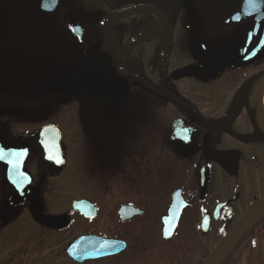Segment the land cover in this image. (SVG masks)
I'll use <instances>...</instances> for the list:
<instances>
[{
    "label": "flooded vegetation",
    "instance_id": "obj_1",
    "mask_svg": "<svg viewBox=\"0 0 264 264\" xmlns=\"http://www.w3.org/2000/svg\"><path fill=\"white\" fill-rule=\"evenodd\" d=\"M230 6L232 16L224 20L218 0H58L62 28L75 47V75L84 73L81 109L90 110L96 133L85 132L83 114L77 119L82 135L62 133L65 162L58 172L41 163L47 146L31 144L38 129L16 139L0 120V158L5 146L27 145L19 164L27 184L21 193L16 186V197L0 165V264H202L264 200V110L258 102L264 82L255 79L264 73V55L238 65L263 40V33L246 34L264 13V0ZM135 79L186 103L203 122ZM173 195L188 207L174 235L164 239L161 218ZM80 200L89 203L91 218L72 209ZM122 205L141 214L122 221L116 208ZM204 215L210 219L202 232ZM83 237L125 247L76 263L68 250ZM215 264H264V211Z\"/></svg>",
    "mask_w": 264,
    "mask_h": 264
},
{
    "label": "rangeland",
    "instance_id": "obj_2",
    "mask_svg": "<svg viewBox=\"0 0 264 264\" xmlns=\"http://www.w3.org/2000/svg\"><path fill=\"white\" fill-rule=\"evenodd\" d=\"M38 3L0 0V120L5 133L23 138L51 122L65 135H82L77 116L83 114L85 132L94 134L90 110L79 111L71 100L77 83L76 52L62 28L61 10L44 17L38 13ZM51 103L55 107L50 108Z\"/></svg>",
    "mask_w": 264,
    "mask_h": 264
},
{
    "label": "water",
    "instance_id": "obj_3",
    "mask_svg": "<svg viewBox=\"0 0 264 264\" xmlns=\"http://www.w3.org/2000/svg\"><path fill=\"white\" fill-rule=\"evenodd\" d=\"M218 1L221 4L223 18L229 19L232 15V9L230 7V4L233 0H218ZM93 3L97 4L98 6H101L100 4L96 2H93ZM57 8H58V0H40L39 5H38L40 14L44 16H50V15L55 14L57 11ZM188 11H189V17L193 25V28H196L197 22H196V16L194 14V11L189 6H188ZM129 13L131 12H126L122 14L121 16L114 18L113 20H119L122 17L128 15ZM256 32L263 33L264 35V14L263 13H260L255 16L250 27L248 28L246 37L249 38ZM76 33L80 35V32L77 30H76ZM246 40L247 39L245 38V41ZM239 48L240 46L238 47V49ZM263 55H264V37H263V40L260 46L257 48V50L253 52L251 55L244 57V59H242V61L238 65H246L248 63H251L254 60L259 59ZM122 78L125 79L126 77H122ZM255 79L257 83H262L264 81V73H262ZM83 81H84V73L81 70L79 81H78V86L75 90V98L80 106H84L86 103L80 91V88L83 85ZM135 81L139 82V84L150 94L156 96L157 98L161 100L167 101L171 104L177 105L185 109L186 111L191 113L195 118H197L199 121L203 122L200 116L186 103L175 100L166 95L157 93L153 91L150 87L140 82L138 79H135ZM177 129L178 128L175 127L174 132H173L174 136L176 134ZM59 142H60V131L52 124H47L41 127L37 132L36 138H34L31 142L32 145H42V144L47 145V147L49 148V152H47L46 154L41 152L40 154L41 163L43 167H50L58 172H60L63 169V165H64V157L62 156V151L60 150ZM4 149L6 151L5 156L9 157L10 155V157L6 161L2 159L0 160V165L2 166V169H3L2 179H3V183L9 187V189L13 192V194L16 197V186H18L17 185L18 182H16V176H18V178L20 177V183H22L23 181L24 182L26 181V176L24 177L25 179L23 180L24 173L19 171L18 164H19V160L21 159L22 155L24 154V152H26L27 145L19 144L16 146H8V147H5ZM43 151L46 152L45 150ZM54 161H56L55 164H52ZM207 177H208L207 168L203 167L200 171V184H201L202 190L204 189L207 183ZM23 184H22V187H24ZM22 189L23 188L20 189L19 193H21ZM186 207H188V205H186L183 202V200L182 202H179V199L175 195H173L172 202L168 208L167 214L165 217L162 218V223L164 226L162 236L164 239H169L174 235L177 229L178 222L182 214V211ZM88 208L89 206L87 202H84V201L75 202L73 204V209L79 212L80 211L82 212L83 210L88 211L89 210ZM263 210H264V201L263 203L258 205L256 208H254L247 215L246 219L241 221L220 242L216 250L211 254V256H209L205 260L203 264H214L220 258L221 254L228 247V245L240 233V231L244 229L248 223L253 221ZM140 214H141L140 211L134 209L133 207H129V206H123L119 209V216L123 220H127L133 216H137ZM89 215L84 214V216L86 217H88ZM204 222H207V221H205V219H202L201 224H203ZM89 240L90 239L82 238L76 241L71 246L68 253L73 261L77 263H82L86 260H94V259H99V258L111 256L114 254H118L123 250L125 246L124 243H120V242L112 241V240L97 239V242L95 244H92Z\"/></svg>",
    "mask_w": 264,
    "mask_h": 264
},
{
    "label": "bare ground",
    "instance_id": "obj_4",
    "mask_svg": "<svg viewBox=\"0 0 264 264\" xmlns=\"http://www.w3.org/2000/svg\"><path fill=\"white\" fill-rule=\"evenodd\" d=\"M258 99H259L258 102L260 103L261 108L264 110V84H263L261 94L258 95Z\"/></svg>",
    "mask_w": 264,
    "mask_h": 264
}]
</instances>
